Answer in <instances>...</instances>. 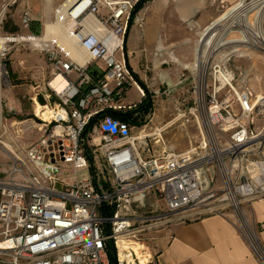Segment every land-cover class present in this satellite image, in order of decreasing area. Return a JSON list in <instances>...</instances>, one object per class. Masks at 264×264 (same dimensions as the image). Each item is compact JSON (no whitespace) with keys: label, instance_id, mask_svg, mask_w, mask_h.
Here are the masks:
<instances>
[{"label":"built area","instance_id":"built-area-1","mask_svg":"<svg viewBox=\"0 0 264 264\" xmlns=\"http://www.w3.org/2000/svg\"><path fill=\"white\" fill-rule=\"evenodd\" d=\"M137 1L80 0L76 7L84 9L69 28L72 45L53 40L40 48L51 75L41 106L49 118L34 114L42 132L35 143L18 153L4 150L0 264H109V243L116 264H136V258H119L117 243L144 229L135 226L144 220L131 205H144L146 195L162 204L155 219L165 224L188 221L204 184L213 180L221 185V201L236 214L243 205L264 200V94L238 88L222 63L199 74L194 84L188 116L198 140L183 152L156 153L148 136L136 134L140 126L110 115L131 112L145 98L122 47ZM101 9L104 16H98ZM87 16L91 20L85 21ZM28 22L24 12L23 26ZM73 49L85 54L82 64ZM57 75L66 81L61 93L49 84ZM131 88L138 102H124ZM242 222L243 234L245 229L255 238L256 247L245 231L254 256L264 264V243L258 239L264 222L258 228Z\"/></svg>","mask_w":264,"mask_h":264},{"label":"rangeland","instance_id":"rangeland-1","mask_svg":"<svg viewBox=\"0 0 264 264\" xmlns=\"http://www.w3.org/2000/svg\"><path fill=\"white\" fill-rule=\"evenodd\" d=\"M64 1L50 0L49 21L54 20V12ZM151 2L145 4L134 16L122 45L127 65L143 85L145 97L149 95L152 102L151 110L144 116L142 125L135 132L141 133L140 136H148L149 146H152L156 153L164 150L178 153L195 146L198 140L196 126L188 112L194 108L193 87L199 72L191 68L184 69L170 58L175 57L184 64H192L195 50L199 47L197 41L201 29L224 13L233 2L209 1L216 3L217 10L204 23H179L174 18L171 6H165L152 15L147 10ZM45 6L46 0H0V37L14 40L41 36L46 21ZM262 9L261 29L264 35V7ZM24 12L29 20L26 27L22 24ZM103 13L105 12L101 9L98 16ZM253 13H248L249 19H252ZM227 22H223V25ZM150 26L154 28L152 36L147 32ZM232 29L234 32L227 34L225 39L239 37L235 32L236 28ZM156 39L162 43L163 52H157ZM234 47H237L239 52L232 53L231 51L236 49ZM258 47L260 48L243 43L226 44L212 55L204 72L206 74L209 67L220 62L232 72L238 88H248L253 93L264 94V49L260 44ZM116 57L120 59L121 54ZM0 70V125H5L4 128L0 127V163H5L7 159L3 154L4 150L18 153L41 137L42 132L37 131L38 124L33 106L34 100L40 106L45 104L42 95L45 94V86L51 75L40 48L26 42H11L6 45L5 51L0 52ZM38 98H42V104ZM138 100L139 96L134 88L126 92L124 102ZM50 103L53 104L52 101ZM181 114L185 117L162 130L160 136L156 133L157 129H162L168 122L173 121L176 115ZM185 119L190 120L187 123ZM202 197L196 211L190 213L192 216L188 217V221L220 215L232 219L240 227L244 218L250 223L246 216L248 205H243L241 212L236 214L227 202L221 201L223 191L215 180L204 184ZM131 206L135 215L144 220L135 226H145L133 239L147 249L151 259L157 230L175 222L165 224L155 219L163 213L164 208L160 201L151 195H146L144 205L133 203ZM245 231L248 234L247 239L255 243L253 235L245 229L244 234ZM253 245L256 247V243ZM135 263L138 264L137 261Z\"/></svg>","mask_w":264,"mask_h":264},{"label":"bare ground","instance_id":"bare-ground-1","mask_svg":"<svg viewBox=\"0 0 264 264\" xmlns=\"http://www.w3.org/2000/svg\"><path fill=\"white\" fill-rule=\"evenodd\" d=\"M66 0L55 12L54 20L49 21L50 14V0H46L45 6V18L43 34L39 37L18 38V39H6L0 37V52L5 51V47L11 42H26L34 45L37 48L43 47L44 44H48L53 40H58L61 43L71 46L72 40L70 39L69 28L74 22V18L83 11V5L76 7V4L80 1ZM167 0H153L150 7L147 9L149 13L155 14L163 7H165ZM73 3V4H72ZM186 3V2H185ZM76 7V8H75ZM264 7V0H235L233 4L226 9L224 13L219 15L216 19L208 23L203 29H201L198 41V48L195 50L194 62L192 64H184L177 60L175 57L170 59L175 64L181 66L184 69H193L198 71L202 76L205 72V68L209 63V59L218 50V48L225 46L226 44H239L243 43L252 47L264 49V35L261 29V14ZM262 9V10H261ZM253 11L252 19H249L248 13ZM86 20H91V16H87ZM84 21V22H85ZM228 21L225 25L223 22ZM232 28H236L239 37L233 39H225L227 34L232 33ZM152 26L147 30L148 34L152 36ZM157 52H163L164 48L162 43L156 39ZM232 53L239 52L237 47H234ZM74 57L77 63L82 64L85 61V54L81 51L73 49ZM1 77V70H0ZM50 86H52L57 92L61 93L66 87V81L59 75L54 76L50 80ZM257 95H262V92H256ZM34 114L44 121L48 120L49 112L47 109L41 107L36 101H34ZM176 120L168 122L162 129H157L156 133L160 136L162 130L171 127ZM37 131H41L38 127ZM118 256L121 259H125L130 262L133 258H136L138 264H147L150 259V254L147 249L139 244L135 239H122L117 243Z\"/></svg>","mask_w":264,"mask_h":264},{"label":"crops","instance_id":"crops-1","mask_svg":"<svg viewBox=\"0 0 264 264\" xmlns=\"http://www.w3.org/2000/svg\"><path fill=\"white\" fill-rule=\"evenodd\" d=\"M209 1L167 0L165 6H171L179 23H204L217 10ZM248 208L246 216L258 228L264 222V200L251 202ZM156 238L148 264H260L241 227L220 215L174 223L157 230ZM258 239L264 243V229L258 231Z\"/></svg>","mask_w":264,"mask_h":264},{"label":"trees","instance_id":"trees-1","mask_svg":"<svg viewBox=\"0 0 264 264\" xmlns=\"http://www.w3.org/2000/svg\"><path fill=\"white\" fill-rule=\"evenodd\" d=\"M153 0H138L133 7L132 11L130 12V18H129V24L128 29L130 25L132 24L134 16L143 9L144 5L151 2ZM8 68V67H7ZM10 71V70H9ZM39 103H43L42 98H38ZM152 108V102L150 100L149 95H147L141 102L138 104L135 110L128 112V113H117L113 112L110 115L118 118L124 122H128L132 125L140 126L143 123L144 116L151 110ZM107 231V229H106ZM112 244L109 243L107 245V257L109 260V264H113V256H112V250H111Z\"/></svg>","mask_w":264,"mask_h":264},{"label":"water","instance_id":"water-1","mask_svg":"<svg viewBox=\"0 0 264 264\" xmlns=\"http://www.w3.org/2000/svg\"><path fill=\"white\" fill-rule=\"evenodd\" d=\"M95 74H96V71H92V75H95ZM111 250H112V256H113V264H116L115 249L113 246H111Z\"/></svg>","mask_w":264,"mask_h":264}]
</instances>
